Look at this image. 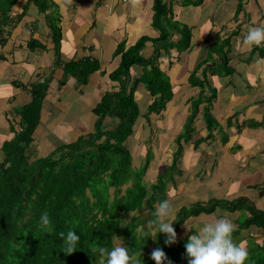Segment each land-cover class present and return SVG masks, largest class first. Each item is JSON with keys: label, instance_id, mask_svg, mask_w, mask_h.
<instances>
[{"label": "trees", "instance_id": "trees-1", "mask_svg": "<svg viewBox=\"0 0 264 264\" xmlns=\"http://www.w3.org/2000/svg\"><path fill=\"white\" fill-rule=\"evenodd\" d=\"M29 1L47 13L58 58L62 29L50 9L58 12L59 6L52 0ZM17 2L0 0V44L7 41L3 39L6 27L16 23L11 18V11ZM202 2L182 0L184 5L198 6ZM243 6L244 0H240L239 11ZM153 9L152 26L158 30V35L144 34L129 47L125 38L120 41L116 50V55L121 57L120 63L110 73V79L117 85L113 84L115 87L106 91L95 105L97 118L93 128L76 141L63 143L48 155L37 158L32 157L37 154L36 150L32 153L34 155L29 150L40 121L48 84L31 85L32 100L17 110L21 117V130L1 145L4 157L0 160V264H105L104 258L92 250L101 246L111 250L116 237L126 242L129 252L135 254L141 264H156L151 253L157 248L166 253L172 264H188L185 244L190 231L176 244L168 245L164 233H159L154 239L140 236L135 229L143 227L148 231V223L154 219L156 202L167 198L170 182H175V175L182 173L179 161L184 151L183 142L193 139L194 149H197L203 141L215 138V129L224 143L229 138L227 128L232 125L231 119L227 120L225 127L216 118L213 104L218 90L209 83L207 73L230 75L234 72L228 65V49L224 48L230 44V38L222 40L218 36L217 43L210 50L208 58L214 59V54H217L221 59H214L215 62L220 61L217 66L203 70L202 77L197 76L198 69L191 73L189 81L193 87L199 88V93L192 99L188 118L175 138L177 150L172 163L158 175L156 182L147 185L143 175L149 168L151 154L147 155L143 166L136 167L128 146L141 115L135 93L138 85L143 83L153 97L144 117L161 113L166 108L174 97V87L160 66L161 50L169 56L173 48L178 51L188 49L192 34L189 27H181L173 19L166 0H154ZM23 16L24 12L17 21ZM176 34L179 35L177 39ZM29 43L34 47H44L36 40ZM149 43H153L154 48L151 55L145 54ZM134 66L142 67L140 76H132ZM99 67V62L88 58L67 61L63 64L62 83L73 76L78 84H86L90 73ZM200 111L205 119L207 135L195 137L194 122ZM261 123L253 121L250 124L259 127ZM229 147L242 149L240 144ZM218 208L221 213H241L236 220L238 228L233 237L241 235L244 230L250 234L247 236L250 253L245 264H264V210L249 198H212L207 204L184 205L176 213L173 227L177 231L188 218L211 214ZM44 212L49 214L52 222L50 233L40 227V217ZM69 229H74L80 236L77 249L72 254L62 251L63 239L59 236L60 232L66 234ZM151 244L154 245L152 250L149 248ZM168 260L163 264H168Z\"/></svg>", "mask_w": 264, "mask_h": 264}, {"label": "crops", "instance_id": "crops-1", "mask_svg": "<svg viewBox=\"0 0 264 264\" xmlns=\"http://www.w3.org/2000/svg\"><path fill=\"white\" fill-rule=\"evenodd\" d=\"M27 1L18 0L13 7L11 18L16 23L6 27V37L3 39L7 41L0 44V150L6 139L21 130V117L17 110L32 100L31 85L48 84L40 121L33 133L32 143L38 135L43 140L35 149L37 156L38 146L42 143L48 146V139L53 151L63 143L76 141L93 128L97 118L94 113L95 105L101 101L106 91L112 89L108 87V83H117L110 79V73L120 63L121 57L116 55L118 44L125 38L129 47L144 34L157 36L158 30L152 26L154 0H141L137 6H133L131 0H72L70 4L67 0H52L59 9L56 12L51 8L50 12L57 17L62 29L61 54L58 59L47 13L41 12L35 2ZM166 1L173 19L189 27L192 33L188 49L178 51L173 48L170 58L161 50L159 63L169 76L174 92L177 87L173 81H177L180 76L188 78L196 69V73L201 74L206 68L217 66L220 61L215 62L214 59H221L217 54H214V59L208 58L210 50L217 43L218 36L222 40L230 38V44L224 48L228 49V65L234 72L230 75L208 74L207 77L209 83L218 90L217 100L213 104L216 118L225 127L227 120L231 119L232 122L227 128L228 140L226 143L220 142L219 155L225 154L222 159L224 169L232 163L225 183L230 182L233 169L241 166L240 181L233 182L232 186L238 190L258 191L256 194H236V197L244 196L254 203L257 199L263 204L255 205L263 209L264 176L261 170L264 169V43L249 46L242 41L248 26L264 25V0H244L241 11L240 0H203L198 6L184 5L182 0ZM23 12L24 16L17 21ZM178 37L176 34V39ZM32 40L41 42L44 47L32 46L29 43ZM153 49V43H149L145 52L151 55ZM112 57L118 58V61L112 63ZM80 58L97 61L100 67L90 73L86 84H78L73 76L62 83L63 64ZM173 60L177 67L171 73L168 67L173 64ZM142 70L141 66H134L132 76H140ZM104 76L108 83L102 84ZM144 88L143 83L138 85L136 100L137 96H144ZM101 90H104L103 94H100ZM149 95L146 94L150 97ZM165 109H169L167 105ZM253 121L262 122V125L255 127L250 124ZM236 144L242 145V149L229 147ZM197 149H186L189 159L193 158ZM206 155L208 160H215L218 152ZM200 164H195V171L192 169L195 176L201 168ZM185 165L189 167V162H185ZM246 168L248 170L245 172ZM252 170L257 172L250 173ZM222 175L221 172L219 176ZM222 183L224 182L218 186ZM249 235L246 230L239 235L243 236L242 243Z\"/></svg>", "mask_w": 264, "mask_h": 264}, {"label": "rangeland", "instance_id": "rangeland-1", "mask_svg": "<svg viewBox=\"0 0 264 264\" xmlns=\"http://www.w3.org/2000/svg\"><path fill=\"white\" fill-rule=\"evenodd\" d=\"M180 26L183 27V25ZM171 56H168V58H170ZM110 60L112 61V63H116V60L118 61V58L112 57ZM172 62L173 64L168 67V70H171V73L177 67L176 65H174L176 61L173 60ZM104 79L105 76L102 80ZM105 82L107 81H102V84ZM173 83L177 87L175 88L174 97L167 103L169 109H165L161 113L155 112L148 117H143V115L147 113V104L152 101V97L149 95V93L146 92L147 89L145 88L144 96H142V94L140 96H137V101L139 103L142 116L138 119L134 126L135 132L129 138L128 146L131 149L133 155V163L136 167L143 166L146 162L147 155L151 154V162L149 168L147 169L145 175H143V179L147 185L156 182L158 175L164 169L171 165L174 152L177 150L175 138L179 134V132L182 131V128L190 112L191 101L197 96L199 92V88L193 87L189 83V77L187 78V76H180L179 79H177V81L175 82L173 81ZM110 84L111 83H108V87L110 86V88H114L117 85V83H112V86ZM113 84H115L114 87ZM103 92L104 90H101L100 94H103ZM146 94H148L150 97L146 96ZM214 112L216 113L215 110ZM108 120L109 122L111 121L109 118ZM194 128L195 137L199 135H207L205 119L202 115V111L199 112L197 118L195 119ZM214 133L216 134L215 138H210L206 141H203L199 145L197 151L193 153L192 159L191 157L189 159V157L187 156L186 149L192 148L194 151L196 150L194 149L193 139L190 140V142H183L184 151L179 161L181 166L180 170H182V173H177L175 175V182H170L166 192V199L170 198V193L173 194L171 199L172 202L178 207V209H180L181 206H189L195 203L207 204L210 200H212V198L233 199L236 198V194L258 193L257 190V192L255 190L247 189L238 190L235 186H232L233 182H236L237 180V182L240 181L239 177L241 166H236L233 169L234 171L232 172L230 182L225 183V181H227L229 178H227V175L228 172L231 171L230 165L232 163H230L229 166H225L224 169L222 159L225 154L222 156L219 155L221 142L220 135L217 133L216 129L214 130ZM42 141L43 140L41 135L36 136L35 142L30 146L29 152L31 154L34 153L35 149L37 148V144ZM47 142L48 146L43 143L38 146V155L32 156L33 158L35 156L36 158L46 156L51 153L53 149L52 145L50 144L49 139ZM149 149L151 150V153L149 152ZM213 152H218L217 158L215 160H208L206 154H212ZM2 156L3 153L0 152V160L3 159ZM185 162H189V167L185 165ZM197 163L198 165L199 163H201V168L196 172L198 173V175L195 176L193 174V171H195L194 167ZM192 169L194 170L192 171ZM247 170L248 168H246L244 171L246 172ZM221 172L223 175L220 177L219 174ZM251 172L253 173L257 171L252 170L250 171V173ZM261 172H263L264 176V169L261 170ZM222 181L225 184L222 183L221 186H218V184H220ZM126 186L127 185H125L123 188H125ZM255 203L257 205L263 204V202L259 203L257 199L255 200ZM157 204L158 203L156 202V205ZM218 210L219 208L211 214L203 213L197 217L192 216L188 218L185 223H187L188 226L191 227L192 223L195 221H210L218 218L219 216L232 217L234 218L235 223V220L240 217V213L238 211L221 213ZM172 219H176V214L172 217ZM149 224L150 223H148V225ZM176 232L177 240L175 244L181 237H183L184 234L189 232V229H187L185 224H180ZM242 233H244V231ZM259 233H262V231H260ZM242 239L243 236L234 238V240H236L238 243H242ZM244 240L245 242H243V244L246 247H249L250 241L248 240V237H246ZM119 244H123L125 246L126 242L120 239V237H116L115 245ZM153 247V244L149 246L151 250L153 249ZM247 251H249V248H247ZM248 253H250V251Z\"/></svg>", "mask_w": 264, "mask_h": 264}, {"label": "clouds", "instance_id": "clouds-1", "mask_svg": "<svg viewBox=\"0 0 264 264\" xmlns=\"http://www.w3.org/2000/svg\"><path fill=\"white\" fill-rule=\"evenodd\" d=\"M67 2L70 4L72 0H67ZM140 3L141 0H131L133 6ZM242 42L244 45L249 46H259L264 43V25L248 26ZM197 76L202 77L203 72L201 74L197 73ZM172 195L170 193L169 199H164L156 205L153 213L154 219L148 225V231H145L143 227H137L135 229L136 233H139L142 237L151 236L154 239L159 233H164L167 237L166 244L171 245L176 242L177 232L173 227L175 220L172 217L179 209L172 202ZM184 224L191 232L185 244L188 264H245V261L248 260L249 253L246 246L243 243H238L233 238V234L238 228L234 223V218L219 216L210 221H195L191 227L187 223ZM40 227L49 233L53 230L47 212L42 213L40 217ZM59 236L63 239V252L72 254L76 251L80 236L76 234L74 229H69L66 234L60 232ZM92 251L103 257L105 264H141L139 258L130 253L129 249L123 244L114 245L111 250L101 246L94 248ZM151 258L156 264H163L165 260H168L166 253L160 248L152 251ZM168 264H172V261L168 260Z\"/></svg>", "mask_w": 264, "mask_h": 264}, {"label": "bare ground", "instance_id": "bare-ground-1", "mask_svg": "<svg viewBox=\"0 0 264 264\" xmlns=\"http://www.w3.org/2000/svg\"><path fill=\"white\" fill-rule=\"evenodd\" d=\"M185 168V167H184Z\"/></svg>", "mask_w": 264, "mask_h": 264}]
</instances>
